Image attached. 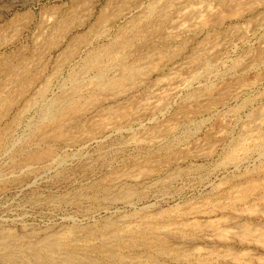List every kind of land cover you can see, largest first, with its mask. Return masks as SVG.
Masks as SVG:
<instances>
[{"label":"rangeland","instance_id":"rangeland-1","mask_svg":"<svg viewBox=\"0 0 264 264\" xmlns=\"http://www.w3.org/2000/svg\"><path fill=\"white\" fill-rule=\"evenodd\" d=\"M235 1L0 0V264H264V0Z\"/></svg>","mask_w":264,"mask_h":264},{"label":"bare ground","instance_id":"bare-ground-1","mask_svg":"<svg viewBox=\"0 0 264 264\" xmlns=\"http://www.w3.org/2000/svg\"><path fill=\"white\" fill-rule=\"evenodd\" d=\"M234 2H237V1H235V0H233ZM238 3V2H237ZM83 8V7H82ZM196 12V11H195ZM54 19V18H53ZM69 19V18H68ZM167 22V21H166ZM57 32V31H56ZM58 33V32H57ZM54 37V36H53ZM50 39V38H49ZM51 48V47H50ZM261 57V56H260ZM11 62V61H10ZM196 70V69H195ZM24 71V70H23ZM30 71V70H29ZM36 76V75H35ZM23 77V76H22ZM21 78V77H20ZM30 82V81H29ZM238 85V84H237ZM23 87V86H22ZM18 88V87H17ZM212 88V87H211ZM25 89V88H24ZM23 89V90H24ZM6 109V108H5ZM134 109V108H133ZM111 110V109H110ZM133 116V115H132ZM264 116V115H263ZM57 128V127H56ZM146 132V131H145ZM253 140V139H252ZM177 153V152H176ZM244 188V187H243ZM242 190V189H241ZM240 196V195H239ZM234 203V202H233ZM183 215V214H182ZM186 226H187V224H186ZM141 228V227H140ZM137 229V228H136ZM125 230H127V229H125ZM168 230V229H167ZM133 233V232H132ZM171 233V232H170ZM249 233V232H248ZM115 234V233H114ZM245 234H247V233H245ZM242 236V235H241ZM261 236V235H260ZM133 238V237H132ZM241 239V238H240ZM119 240H121V239H119ZM129 241V240H128ZM118 243V242H117ZM37 248V247H36ZM11 254V253H10ZM4 258V257H3ZM6 259V258H5ZM9 261V260H8ZM45 261V260H44ZM43 261V262H44ZM46 262V261H45ZM47 263V262H46Z\"/></svg>","mask_w":264,"mask_h":264}]
</instances>
